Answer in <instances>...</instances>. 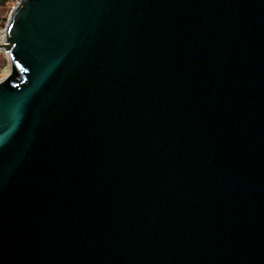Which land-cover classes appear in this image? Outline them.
<instances>
[{"label": "water", "instance_id": "water-1", "mask_svg": "<svg viewBox=\"0 0 264 264\" xmlns=\"http://www.w3.org/2000/svg\"><path fill=\"white\" fill-rule=\"evenodd\" d=\"M0 47V264H264V0H17Z\"/></svg>", "mask_w": 264, "mask_h": 264}, {"label": "rangeland", "instance_id": "rangeland-1", "mask_svg": "<svg viewBox=\"0 0 264 264\" xmlns=\"http://www.w3.org/2000/svg\"><path fill=\"white\" fill-rule=\"evenodd\" d=\"M17 0H13L12 7L16 4ZM12 9V8H11ZM10 9V11H11ZM8 11V13L10 12ZM10 14V13H9ZM7 23V22H6ZM6 26V24H5ZM5 26H0V40L5 41ZM7 59V62L4 61V56ZM9 71V63L7 58V53L3 47H0V78L4 77Z\"/></svg>", "mask_w": 264, "mask_h": 264}, {"label": "trees", "instance_id": "trees-1", "mask_svg": "<svg viewBox=\"0 0 264 264\" xmlns=\"http://www.w3.org/2000/svg\"><path fill=\"white\" fill-rule=\"evenodd\" d=\"M13 0H0V26H5L10 9L12 8ZM12 3V4H11ZM4 56V55H3ZM5 63L7 62L6 57L4 56Z\"/></svg>", "mask_w": 264, "mask_h": 264}]
</instances>
